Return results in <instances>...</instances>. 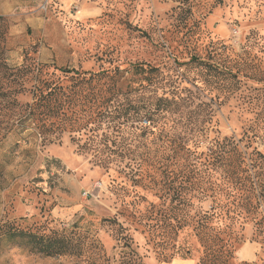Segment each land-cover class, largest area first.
Masks as SVG:
<instances>
[{
	"label": "rangeland",
	"instance_id": "1",
	"mask_svg": "<svg viewBox=\"0 0 264 264\" xmlns=\"http://www.w3.org/2000/svg\"><path fill=\"white\" fill-rule=\"evenodd\" d=\"M0 17V264H264V0H0ZM139 64L174 82L157 126L133 110ZM41 82L54 94L36 107ZM52 231L77 253L12 236Z\"/></svg>",
	"mask_w": 264,
	"mask_h": 264
},
{
	"label": "trees",
	"instance_id": "2",
	"mask_svg": "<svg viewBox=\"0 0 264 264\" xmlns=\"http://www.w3.org/2000/svg\"><path fill=\"white\" fill-rule=\"evenodd\" d=\"M2 23V18L0 17V28L3 27L1 25ZM190 62L197 63L199 66H204V67H209L208 64H206L203 61H199V59L196 58H191ZM216 70V69H215ZM61 72L64 73H72L73 75L77 76L79 75L76 71L74 70H66L62 69L60 70ZM33 72V69L30 68V66H21L20 68L15 70V76H17V80L19 79L18 82V88L15 91L8 92V90H2V97L6 102V107L7 110L10 112L13 110V107L17 106L16 102V97L17 95H20L25 92V83H27L29 75ZM40 72V69L38 70V73ZM112 75L108 77L109 81L112 82L110 84V89L113 90V96L119 97V89L116 87L117 84L120 81H123V73L119 72L118 70H114L112 72ZM132 73L135 76H139L141 74H147L148 76L144 78L148 82L145 86H140V89H137L136 91H144L147 93V98L145 100L141 101V104H143V107H135L133 106V110H135V116L140 115L142 110H144L145 114L149 115L150 119H154L153 124L155 126L159 125L161 122V119L159 117H156L158 115H155L156 112H166L170 109L171 105H177L178 98L175 97L174 94L170 93V89L168 91H161V93H158V90H162V86L160 85V82H171L174 83L172 79L170 81L163 79L162 76H158L159 78L154 79L153 76L157 72V69H152L150 67H144V65L139 64L135 65L132 67ZM160 75V73H159ZM96 77L101 78V77H106V74L104 72L98 73ZM156 78V77H155ZM94 79V76L90 77L88 81H92ZM165 88V87H164ZM32 91V96L34 101V105L41 106L42 103H46L47 100L49 99L50 96L54 94L52 90L48 91V87L46 83L41 82L39 85H35L31 89ZM112 96V98H113ZM135 104L139 105V103L136 101ZM100 108H103V104H101ZM102 113L106 112L104 109L101 110ZM56 113V112H54ZM10 114H15V113H10ZM18 115H22L25 117L28 121L33 122L35 116V113L33 110H29L28 113H21L20 111L18 112ZM156 117V118H152ZM31 119V120H30ZM43 121V120H40ZM154 126V128H155ZM41 129L44 128V126H40ZM138 130V129H134ZM140 133L142 134L141 136L143 137L146 135V131L141 129ZM141 137V138H142ZM184 139H182V142H180V149L188 152L189 149H187V144L188 142H184ZM242 159L240 158V155H235L230 161V164L228 165L230 167V171L228 176L231 178H235L237 181L240 183V187H243L245 179L243 178H237V174L239 173V168L242 164ZM13 238H22L23 239V244L24 246L29 247L30 251L32 253H39L43 255L44 257L47 258H52V257H64V256H71L77 253V250H79L80 245L77 240L74 239L72 234H65L64 231L62 232H57V231H52L49 235H38V234H32V233H14L12 234Z\"/></svg>",
	"mask_w": 264,
	"mask_h": 264
},
{
	"label": "crops",
	"instance_id": "3",
	"mask_svg": "<svg viewBox=\"0 0 264 264\" xmlns=\"http://www.w3.org/2000/svg\"><path fill=\"white\" fill-rule=\"evenodd\" d=\"M76 0H61L63 8L66 9L70 6V4L75 3Z\"/></svg>",
	"mask_w": 264,
	"mask_h": 264
}]
</instances>
